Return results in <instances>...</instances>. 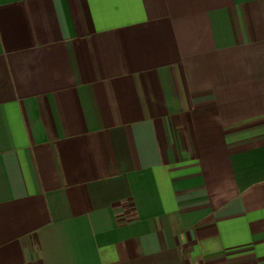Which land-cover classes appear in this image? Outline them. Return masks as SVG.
Listing matches in <instances>:
<instances>
[{
	"label": "crops",
	"instance_id": "obj_1",
	"mask_svg": "<svg viewBox=\"0 0 264 264\" xmlns=\"http://www.w3.org/2000/svg\"><path fill=\"white\" fill-rule=\"evenodd\" d=\"M0 264H264V0H0Z\"/></svg>",
	"mask_w": 264,
	"mask_h": 264
}]
</instances>
